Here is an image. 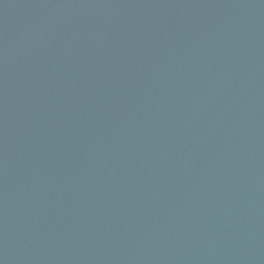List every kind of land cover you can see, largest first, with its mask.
I'll list each match as a JSON object with an SVG mask.
<instances>
[{"label":"water","instance_id":"water-1","mask_svg":"<svg viewBox=\"0 0 264 264\" xmlns=\"http://www.w3.org/2000/svg\"><path fill=\"white\" fill-rule=\"evenodd\" d=\"M0 264H264V0H0Z\"/></svg>","mask_w":264,"mask_h":264}]
</instances>
